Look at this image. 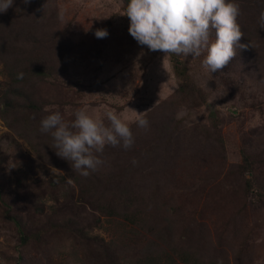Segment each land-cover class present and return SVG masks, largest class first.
Listing matches in <instances>:
<instances>
[{
  "label": "rangeland",
  "instance_id": "1",
  "mask_svg": "<svg viewBox=\"0 0 264 264\" xmlns=\"http://www.w3.org/2000/svg\"><path fill=\"white\" fill-rule=\"evenodd\" d=\"M125 12L119 0H30L28 4L14 0L2 13L11 17L7 26L11 50H27L31 36L38 35L42 57L64 80L83 88L77 98L67 94L74 105L62 107L53 103L62 102L58 90L38 81L32 95L36 104L43 103L40 112L25 109L16 99L14 109L9 108L0 98V185L13 188L16 177L27 185L59 175L66 180L79 177L56 155L51 134L41 133V120L59 111L71 123L75 112L84 109L107 125L106 114L112 111L129 123L133 146L128 150L106 146L99 171L80 176L86 201L80 199L78 189L70 200L59 199L54 203L59 208L54 220L71 218L85 225L121 256L129 237L139 231L92 210L88 203L104 200L120 212L140 209L151 225L160 216L175 245L187 250L198 247L221 264H264V198L257 200L245 189L246 176L230 175L236 160L215 140L218 133L235 137L250 152L264 156L263 63L258 70L245 63L246 67L226 66L211 73L202 66L206 53L179 55L192 83L203 93L198 107L190 109L172 99L179 82L168 54L139 45L128 31ZM251 15L252 11L245 14L247 19ZM98 29H106L108 36L97 38ZM260 37L262 57L264 31ZM138 115L149 121L147 129L135 123ZM133 159L138 164L133 165ZM28 216L31 232L35 224L47 221L46 213L29 211ZM18 238L0 209V264H13L18 255L29 264H53L48 246L21 247Z\"/></svg>",
  "mask_w": 264,
  "mask_h": 264
},
{
  "label": "trees",
  "instance_id": "2",
  "mask_svg": "<svg viewBox=\"0 0 264 264\" xmlns=\"http://www.w3.org/2000/svg\"><path fill=\"white\" fill-rule=\"evenodd\" d=\"M119 1L126 11L129 0ZM236 2L241 6V15L237 22L244 33L239 43L247 45V47H237V55L227 66H242L246 63L250 65L248 66L250 69L258 70L260 64L264 65V52L262 57L259 52L262 43L260 35L264 31V28H260L259 25V14L264 11V0H236ZM250 11L253 12V15L247 19L245 14H249ZM8 15V13H0V58H4V64L1 67L4 80L0 82L2 101L7 107L13 108V101L16 99L25 109L40 112L43 103L36 104L32 95L35 91L33 90L34 86L36 88L40 81L50 84L60 93L62 102L57 100L53 102L54 105L62 107L74 105L75 102H68L66 99L67 94L73 93L77 98L78 91L82 90L83 85L76 81L64 80L57 68L42 57L43 44L35 39L38 36L36 34L31 36L32 40L27 44V50H11L12 46L7 43L9 38L7 26L11 18ZM242 15L244 21L241 19ZM211 39H215L214 32ZM32 49L36 50L33 55L28 53ZM168 56L172 72L179 82L172 99L187 105L190 109L197 108L198 102L203 99L202 91L192 83L179 55L168 54ZM239 62L241 63L238 64ZM244 66L246 67V65ZM21 73L23 74L22 78L20 77ZM15 121L18 122V119ZM215 140L225 153L236 160L237 164L230 175L235 173L242 178L246 176L244 178L245 189L252 191L257 200L263 199L264 156L250 152L246 146L240 145L235 137H227L218 133ZM61 161L72 173L70 162L65 159H61ZM16 166L14 164L12 170ZM17 170H13L15 176ZM80 176L71 175L69 177L72 180L71 184L59 175L47 182L34 180L28 185L25 179L16 177L13 188L10 185L7 187L0 185L2 216L14 225L21 247L30 243L48 246L53 257V264H221L215 258L206 256L198 247H191L187 250L175 245L169 238V229L162 226L160 216H158L159 221L156 225H151L144 221V212L140 209L120 212L104 200L88 202L92 210L109 218H119L139 231L137 236L129 237L130 240L121 256L115 254L113 245L105 244L102 238L93 235L91 229L85 225H80L71 218L54 220L59 213V208L54 203H58L59 199L70 200L69 196L72 198L76 194V189L80 193V199H86L87 192ZM29 211L47 215V221L38 222L35 225L33 222L32 226L34 225L35 232L28 230L32 221L29 220ZM116 249L121 251L122 247L118 246ZM13 264L29 263L21 255H18L13 260Z\"/></svg>",
  "mask_w": 264,
  "mask_h": 264
},
{
  "label": "clouds",
  "instance_id": "3",
  "mask_svg": "<svg viewBox=\"0 0 264 264\" xmlns=\"http://www.w3.org/2000/svg\"><path fill=\"white\" fill-rule=\"evenodd\" d=\"M13 2L0 0V13ZM23 2L28 4L30 0ZM123 15L129 18L128 31L139 45L164 55L200 57L206 53L202 66L211 73L225 68L237 55V47H247L239 43L244 33L237 22L241 6L236 0H129ZM259 25L264 28V11L259 14ZM95 36L105 38L108 32L98 29ZM106 116L107 125L78 109L75 120L68 123L56 111L41 120L40 131L51 134L56 155L70 162L72 171L88 177L104 165L101 156L106 146L128 150L135 142L129 123L112 111ZM135 123L141 129L149 127L144 116L138 115ZM132 163L136 165L138 161L133 159ZM53 169L60 171L52 168V172ZM67 183H72L71 178Z\"/></svg>",
  "mask_w": 264,
  "mask_h": 264
}]
</instances>
